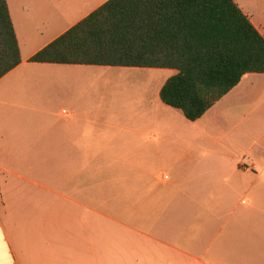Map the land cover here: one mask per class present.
Wrapping results in <instances>:
<instances>
[{
  "label": "crops",
  "instance_id": "1",
  "mask_svg": "<svg viewBox=\"0 0 264 264\" xmlns=\"http://www.w3.org/2000/svg\"><path fill=\"white\" fill-rule=\"evenodd\" d=\"M7 1L21 63L0 79V264H208L198 254L206 243L201 238L224 230L222 221L238 211L243 264L250 263L248 254L264 253V225L258 226L264 217L251 203L243 213L259 179L223 175L232 165L249 168L194 146L204 130L188 126L219 118L222 104L225 118L236 116L228 106L252 94L254 85L244 81L256 75L246 74L197 121L142 130L151 113L120 117L111 99L105 105L97 93L105 72L140 67L30 61L108 0ZM243 11L264 34V21ZM248 180L254 181L246 188ZM263 197L252 194L248 202ZM103 208L138 216L134 221L145 229ZM119 227L145 242L120 241ZM105 230L112 231L111 241ZM187 231L196 235L183 237ZM148 250L159 258L148 257Z\"/></svg>",
  "mask_w": 264,
  "mask_h": 264
},
{
  "label": "trees",
  "instance_id": "2",
  "mask_svg": "<svg viewBox=\"0 0 264 264\" xmlns=\"http://www.w3.org/2000/svg\"><path fill=\"white\" fill-rule=\"evenodd\" d=\"M30 61L174 69L160 98L194 122L246 74H264V34L235 0H108ZM20 63L0 0V79Z\"/></svg>",
  "mask_w": 264,
  "mask_h": 264
},
{
  "label": "rangeland",
  "instance_id": "3",
  "mask_svg": "<svg viewBox=\"0 0 264 264\" xmlns=\"http://www.w3.org/2000/svg\"><path fill=\"white\" fill-rule=\"evenodd\" d=\"M237 1L246 12L264 21V0ZM174 72L175 70L170 68H136L135 70L107 71L103 77L99 76L97 79V93L99 97L105 98V105L108 104V99H111L110 107L113 110L115 109L120 117H130L129 114L134 113H147V115L151 113L152 121H145L143 128L140 127L142 130H156V128L163 127L165 123L177 127L181 118L187 123H190V120H187L181 110L163 104L158 91V88L174 75ZM249 75H256L248 77L244 81L245 84L249 82L248 86L254 85L252 94L245 92L243 102L228 106V112L234 110L235 113H233L236 116L230 117L228 115L225 118L223 115V112L226 111L225 104H222L219 118L211 121L206 119L196 125L188 124V126L204 130L198 139L193 138L197 139V141H194V146H198L200 149H214L217 153L230 156L232 160L243 161V164L249 168L247 171L243 169L242 172L241 169L232 165L230 168L221 169L223 175L231 178H238L239 175H243L246 178L259 179L254 187L249 190L250 194L244 199L243 213L244 209L248 208L247 206L251 203L255 206L254 209H257L255 215L264 217V197L248 202L253 199L252 194L264 193V74L251 73ZM256 81L259 83L255 84ZM252 181L254 180H248L245 185L246 188L250 186ZM91 204L95 207L97 205L95 203ZM103 210H106V208H103ZM105 212L113 214L107 210ZM239 215L240 212L238 211L230 221H222V224L226 223L227 226L221 232H216L211 237L201 238L206 243H204L198 254L205 258L208 264H243V230L235 229L238 228L235 224ZM114 216L129 224L132 223L142 230L145 229L143 228V221H134L139 220L135 219L138 216ZM102 219L105 221V227L113 226L114 223L110 224L106 221V218ZM261 223L264 225V222L259 220L258 226ZM229 233L233 237L226 238ZM192 235H196V232L187 231L183 233V237ZM111 236L112 231L105 230L104 239L111 241ZM118 238L120 241H135L136 243L145 242L144 240H146L141 234L125 227L118 228ZM210 244L212 245L211 250L206 254L207 247ZM259 249L260 247H257V251ZM151 252L149 253L148 250V257H154ZM247 256L250 260V263L247 264H264V253L257 254L255 258H253V254ZM154 258L158 259L159 254L158 257Z\"/></svg>",
  "mask_w": 264,
  "mask_h": 264
}]
</instances>
